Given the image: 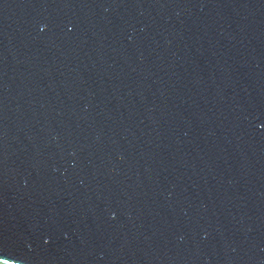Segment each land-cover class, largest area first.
I'll return each instance as SVG.
<instances>
[{"label": "water", "instance_id": "1", "mask_svg": "<svg viewBox=\"0 0 264 264\" xmlns=\"http://www.w3.org/2000/svg\"><path fill=\"white\" fill-rule=\"evenodd\" d=\"M0 264H264V0H0Z\"/></svg>", "mask_w": 264, "mask_h": 264}]
</instances>
